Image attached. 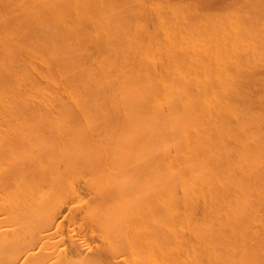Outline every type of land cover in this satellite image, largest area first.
Segmentation results:
<instances>
[{"label": "bare ground", "instance_id": "obj_1", "mask_svg": "<svg viewBox=\"0 0 264 264\" xmlns=\"http://www.w3.org/2000/svg\"><path fill=\"white\" fill-rule=\"evenodd\" d=\"M0 264H264V0H0Z\"/></svg>", "mask_w": 264, "mask_h": 264}]
</instances>
